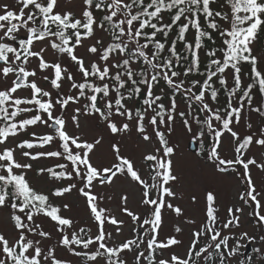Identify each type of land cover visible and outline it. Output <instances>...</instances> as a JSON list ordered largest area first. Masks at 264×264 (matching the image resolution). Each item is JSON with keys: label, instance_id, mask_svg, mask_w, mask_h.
I'll return each mask as SVG.
<instances>
[{"label": "snow or ice", "instance_id": "1", "mask_svg": "<svg viewBox=\"0 0 264 264\" xmlns=\"http://www.w3.org/2000/svg\"><path fill=\"white\" fill-rule=\"evenodd\" d=\"M68 2L0 3V210L7 213L0 264H129L127 254L134 264H230L243 256L240 241L257 237L230 230L240 227L245 208L264 232V186L257 189L251 172H264V155L259 161L247 156L253 145L264 148V56L254 54L264 32V0H79L76 10H68ZM80 48L90 59L77 54ZM178 97L185 110L178 111ZM245 112L256 114L261 126L252 131L249 120L241 136L235 126ZM81 116L102 122L112 137L134 129L142 142L156 146L142 154L139 167L118 143L111 145L108 165L94 163L102 137L83 138ZM177 117L201 149L210 138L205 155L217 172H234L243 185L241 203L229 206L224 218L207 192L205 220L182 253L174 250L183 245L177 235H160L166 209L183 215L171 202L179 178L169 137ZM226 133L232 158L220 152ZM47 159L55 163L34 168L33 162ZM29 172L51 186H34ZM117 177L139 189L145 209H130L128 195L120 196L119 211L133 225L128 236L126 221L101 206L105 197L94 191ZM73 190L91 224H77L63 215L70 204L54 202ZM44 220L53 230L44 228ZM182 231L175 225L176 234ZM259 240L264 244V235ZM58 249L68 256L57 255ZM253 252L264 264V248ZM240 264L254 262L247 257Z\"/></svg>", "mask_w": 264, "mask_h": 264}, {"label": "rangeland", "instance_id": "2", "mask_svg": "<svg viewBox=\"0 0 264 264\" xmlns=\"http://www.w3.org/2000/svg\"><path fill=\"white\" fill-rule=\"evenodd\" d=\"M12 0H0V3H11ZM79 0H69L65 5L68 10H76ZM77 54L84 56L85 59H90L89 54L86 53L84 48L77 50ZM254 54L258 56H264V51L258 47L257 41L254 44ZM51 59V55L48 57ZM262 66H264V61H262ZM74 70V69H70ZM42 86L47 87L46 82H42ZM64 90H68V83L65 82ZM158 91V90H157ZM258 99V98H257ZM178 111L185 110V103L178 97ZM164 103H168L167 100ZM75 107V105L71 106ZM69 114H71V108L69 109ZM251 121L253 124L252 131H255L259 126H261L260 119L256 114H251L245 112L241 120L240 125L235 126V130L241 135H245L249 130L246 128V123ZM81 128L78 130L79 134L91 141L93 138L102 137L101 144L96 146L94 152L92 153V160L94 163L101 165H108L110 161L114 159L111 145L113 143H118L121 148V153L123 155L134 156L137 161V166H140L142 154L149 151L151 148L155 147V144H146L141 141L138 134L135 133L134 129L130 133L120 134L115 137H112L111 134L106 130L103 123L94 120L90 117L81 116L80 118ZM174 131L169 137L170 141L176 146V152L173 156V166L174 174L178 176V182H175L172 187L173 190L177 193V197L171 202L174 205H179L183 210V215L179 218L175 217L173 213L167 209L164 211V224L162 231L160 233L161 238L166 237L167 235H177V238L183 241V245L177 246L174 250L177 252H183L186 245L191 239L192 230L199 226L205 220V211H206V194L207 192H213L216 196V206L219 208L218 216L224 218L227 215V208L232 205H239L241 202L238 199L240 191L243 190V185L241 181L237 178L236 173L229 172L227 174H221L217 172L215 167L207 160L205 155L208 150L211 140L208 137L204 138V148L201 149L199 141L193 142L191 135L186 132L182 126V122L179 117H177L175 124L173 125ZM37 131H46V129L38 128ZM223 144L221 146L220 152L222 156L228 158L233 157L232 147L230 146L229 140L230 137L226 133L222 138ZM194 143L196 148L195 152L190 151V144ZM199 153V154H198ZM264 155V148L253 145L247 153L248 157L255 156L257 160L262 159ZM55 161L52 159L40 160L33 162L34 168H38L45 164L51 166ZM239 171L242 169L237 166ZM147 171L146 169L144 170ZM253 180L259 190L264 186V172L252 167L251 169ZM28 179L32 182L34 186L37 187H50L51 185L46 183V178L39 177L35 172L28 173ZM57 184L65 182H56ZM94 191L99 192L105 197L101 201V206H105L111 209V211L117 215L118 218L124 219L126 221V226L123 231V236L130 235L131 228L133 227L130 219L120 213L118 205L120 204V196L128 195V207L136 212L143 213L145 209L140 204V192L135 185L131 184L124 177H117L114 180V183L111 185L100 186L96 185ZM196 197V202H193L192 197ZM111 197V199H108ZM55 203L62 204L68 203L71 205V211L64 212L63 215L71 216L77 224H91V220L88 216V211L85 207V203L82 197L73 190L71 193L65 194L62 198H53ZM249 209L245 208V213L241 216L240 227L231 229L230 232L239 234L241 232H248L249 235H254L257 239L251 243L246 240L240 241L241 255H236L231 258L230 264H240L242 257L249 256L253 252V249L257 247L264 248L259 240L260 235H264V232H261L259 228L256 227L255 223L248 216ZM6 210H0V228H4L6 225L3 223V220L6 217ZM186 220H194L195 225L185 223ZM183 229L182 233L176 234L174 232L175 225ZM43 226L46 230H53L54 225L47 221H43ZM108 230L112 231L113 227L111 225L106 226ZM122 237H117V239H122ZM55 242V236H53V243ZM236 241H230L231 246H235ZM57 255L61 257L68 256V253L64 249H58ZM129 264H134V259L132 254H127ZM257 258V254H255ZM75 262L74 257H69Z\"/></svg>", "mask_w": 264, "mask_h": 264}, {"label": "trees", "instance_id": "3", "mask_svg": "<svg viewBox=\"0 0 264 264\" xmlns=\"http://www.w3.org/2000/svg\"><path fill=\"white\" fill-rule=\"evenodd\" d=\"M256 41L258 43V47L261 48L264 51V32H261L259 34V37H258V39ZM201 57H202V59L204 58L203 57V53H201ZM245 71H247V69H245ZM245 83H247V79H245ZM220 99L223 100L224 97L221 96ZM255 254L256 253L252 252L251 255L244 256V257H242V259H246L247 257H251L253 262H254V264H261V262L258 260V258H255Z\"/></svg>", "mask_w": 264, "mask_h": 264}, {"label": "water", "instance_id": "4", "mask_svg": "<svg viewBox=\"0 0 264 264\" xmlns=\"http://www.w3.org/2000/svg\"><path fill=\"white\" fill-rule=\"evenodd\" d=\"M190 151H192V152H195L196 151V148L194 146V143H191L190 144Z\"/></svg>", "mask_w": 264, "mask_h": 264}]
</instances>
